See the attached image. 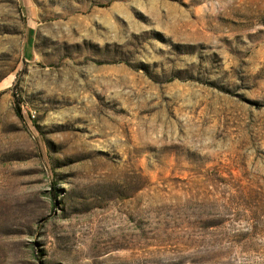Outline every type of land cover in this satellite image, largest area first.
I'll list each match as a JSON object with an SVG mask.
<instances>
[{
	"label": "rangeland",
	"instance_id": "rangeland-1",
	"mask_svg": "<svg viewBox=\"0 0 264 264\" xmlns=\"http://www.w3.org/2000/svg\"><path fill=\"white\" fill-rule=\"evenodd\" d=\"M0 264H264V0H0Z\"/></svg>",
	"mask_w": 264,
	"mask_h": 264
},
{
	"label": "trees",
	"instance_id": "trees-1",
	"mask_svg": "<svg viewBox=\"0 0 264 264\" xmlns=\"http://www.w3.org/2000/svg\"><path fill=\"white\" fill-rule=\"evenodd\" d=\"M17 113H19V110H18V108H17Z\"/></svg>",
	"mask_w": 264,
	"mask_h": 264
}]
</instances>
